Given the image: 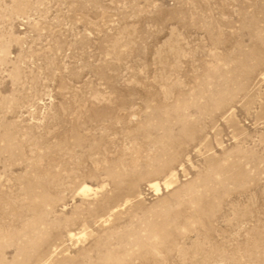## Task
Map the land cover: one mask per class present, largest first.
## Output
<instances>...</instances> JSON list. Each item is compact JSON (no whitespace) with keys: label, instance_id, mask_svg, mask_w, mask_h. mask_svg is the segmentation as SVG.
<instances>
[{"label":"rangeland","instance_id":"1","mask_svg":"<svg viewBox=\"0 0 264 264\" xmlns=\"http://www.w3.org/2000/svg\"><path fill=\"white\" fill-rule=\"evenodd\" d=\"M0 264H264V0H0Z\"/></svg>","mask_w":264,"mask_h":264},{"label":"bare ground","instance_id":"2","mask_svg":"<svg viewBox=\"0 0 264 264\" xmlns=\"http://www.w3.org/2000/svg\"><path fill=\"white\" fill-rule=\"evenodd\" d=\"M154 187L156 188V190H160V187H159V184L158 183H155L154 184ZM89 190H91V188H89V187H85L84 188V191H89Z\"/></svg>","mask_w":264,"mask_h":264}]
</instances>
